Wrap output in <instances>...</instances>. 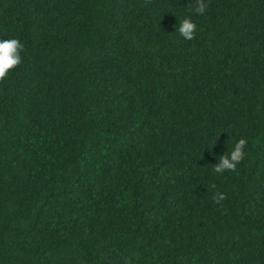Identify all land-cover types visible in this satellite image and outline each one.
Here are the masks:
<instances>
[{
  "label": "trees",
  "instance_id": "obj_1",
  "mask_svg": "<svg viewBox=\"0 0 264 264\" xmlns=\"http://www.w3.org/2000/svg\"><path fill=\"white\" fill-rule=\"evenodd\" d=\"M197 2L0 0V264H264V0Z\"/></svg>",
  "mask_w": 264,
  "mask_h": 264
},
{
  "label": "clouds",
  "instance_id": "obj_2",
  "mask_svg": "<svg viewBox=\"0 0 264 264\" xmlns=\"http://www.w3.org/2000/svg\"><path fill=\"white\" fill-rule=\"evenodd\" d=\"M206 4L204 0H198L195 6V12L198 14H203L205 12ZM178 31L180 36L184 40H191L194 36L196 30V24L188 17L180 20L178 28L175 29ZM23 43L13 37L0 39V80H3L10 70L15 68L17 65L21 63V51L23 50ZM245 138L241 137L236 140L232 147L226 151L222 155L219 156L217 162L213 164L212 171L216 174H220L224 171H234L237 167V164L241 162L245 156ZM209 150L207 146H205ZM211 152V150H209ZM218 201L224 199L223 193H217L215 197Z\"/></svg>",
  "mask_w": 264,
  "mask_h": 264
}]
</instances>
